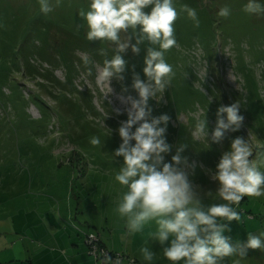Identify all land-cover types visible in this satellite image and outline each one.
I'll use <instances>...</instances> for the list:
<instances>
[{
    "label": "rangeland",
    "instance_id": "rangeland-1",
    "mask_svg": "<svg viewBox=\"0 0 264 264\" xmlns=\"http://www.w3.org/2000/svg\"><path fill=\"white\" fill-rule=\"evenodd\" d=\"M90 2L59 0L45 15L39 0H0V264H33L30 259L40 244L65 229L77 232L72 222L79 220L83 228L88 216L118 221L123 243L129 238L116 212L127 189L115 180L123 158L112 153L122 142L120 124L128 118L127 106L117 96L138 98L132 77L135 72L146 79L147 45L138 55L131 49L123 54L124 80L113 78V91L104 99L108 87L97 85V71L114 53L109 42L86 38L79 11H87ZM247 2L173 0L178 11L185 4L196 10L199 27L186 12L180 13L174 25L177 46L165 53L175 76L159 101H149L153 117H170L165 137L172 148L166 162L186 144L182 155L196 165L190 180L202 193L216 191L211 172L232 139L249 140L250 159L264 151V14L245 13ZM257 2L264 5V0ZM50 3L55 6L57 0ZM225 5L231 15L219 17ZM144 11L150 12L151 6ZM85 58L91 63L85 65ZM124 87L128 92L122 93ZM233 103L240 105L245 118L242 128L226 133L220 143L212 142L218 108ZM204 116L207 141L191 135ZM94 136L100 145L90 143ZM202 202L209 206L219 201L205 197ZM236 207L242 220L223 221L228 225L225 236L233 243L246 242L249 233L264 232V196L244 197ZM149 228L154 230V225ZM81 234L84 239V231ZM131 243L136 248L145 245L142 237ZM150 245L162 254L158 242L150 240ZM233 259L226 257L224 264ZM241 264H264V250L248 249Z\"/></svg>",
    "mask_w": 264,
    "mask_h": 264
},
{
    "label": "clouds",
    "instance_id": "clouds-1",
    "mask_svg": "<svg viewBox=\"0 0 264 264\" xmlns=\"http://www.w3.org/2000/svg\"><path fill=\"white\" fill-rule=\"evenodd\" d=\"M39 6L47 15L59 6V0L55 6L50 0H39ZM149 6L151 11L146 13L144 9ZM242 10L250 15H261L264 5L248 0ZM181 12H186L199 27L196 10L185 4L178 11L173 0H91L87 11H79L86 22L87 40L109 42L113 48L114 54L103 60L96 76L99 87H108L104 99L113 91L110 87L113 78L124 80L127 61L123 54L131 49L138 55L141 46L147 45L143 68L146 79L142 80L135 72L132 77L131 87L138 98L130 94L117 96L120 103L127 106L128 118L120 124L118 133L122 142L112 153L114 158H123L115 180L127 189L116 212L124 219L130 236L154 225L140 248L147 264H151L156 255L149 240L162 246L163 257L170 264H224L226 257L235 258L232 264H241L248 249L264 250V232L249 233L246 242L233 243L223 234L228 230L223 221L240 222L242 215L236 206L241 200L264 196V170H261L264 151L256 152L255 158L250 159L253 148L249 140L241 136L232 139L229 150L222 153L215 171L211 172L216 191L202 193L201 187L190 180V169L194 170L196 165L182 155L186 144H180L171 161L166 162L165 156L172 148L165 137L170 117L167 114L153 117L149 106L150 100L159 101L163 97L175 76L172 65L165 60V53L177 46L174 25ZM217 15L228 18L231 8L225 5ZM100 54L107 55L103 50ZM84 63L88 65L91 61L85 58ZM88 74H92L91 68ZM126 92L127 87L122 88V93ZM239 109L238 103L218 108L212 142L220 143L226 133L242 128L245 118L239 114ZM133 126H136L134 131ZM191 135L198 140H208L205 116L196 122ZM90 143L97 146L101 140L94 136ZM205 197L219 202L205 206L202 202ZM101 255L98 264H123L122 258L113 260L106 252Z\"/></svg>",
    "mask_w": 264,
    "mask_h": 264
},
{
    "label": "crops",
    "instance_id": "crops-1",
    "mask_svg": "<svg viewBox=\"0 0 264 264\" xmlns=\"http://www.w3.org/2000/svg\"><path fill=\"white\" fill-rule=\"evenodd\" d=\"M69 217V216H68ZM87 219L85 227L81 228L79 220L77 222H72L75 226L77 232L68 231L65 229L61 235H51V239L45 241V243L40 244V249L35 251L33 259H30L33 264H93V258L88 254L84 239L81 234V230L84 232H98L100 234L101 240L106 247L111 250H126L128 253L133 255L141 264H147L142 259L139 247H133L131 240L133 238H140L144 241L147 239V232L150 231L149 227H146L144 232L136 233L134 235H129L126 243H123L122 236L124 231L120 232V223L116 220H110L108 217H85ZM81 234V236H80ZM150 244V240L148 241ZM145 244V243H144ZM156 252L151 264H165L164 260L159 261L163 254ZM36 257V262H35Z\"/></svg>",
    "mask_w": 264,
    "mask_h": 264
},
{
    "label": "built area",
    "instance_id": "built-area-1",
    "mask_svg": "<svg viewBox=\"0 0 264 264\" xmlns=\"http://www.w3.org/2000/svg\"><path fill=\"white\" fill-rule=\"evenodd\" d=\"M84 242L88 254L93 258V264H98L102 253H108L113 260L122 258L123 264H139L138 260L124 250H111L106 247L98 232H84Z\"/></svg>",
    "mask_w": 264,
    "mask_h": 264
},
{
    "label": "trees",
    "instance_id": "trees-1",
    "mask_svg": "<svg viewBox=\"0 0 264 264\" xmlns=\"http://www.w3.org/2000/svg\"><path fill=\"white\" fill-rule=\"evenodd\" d=\"M104 244V243H103ZM115 251H117V250H115ZM124 251H126V250H124ZM127 252V251H126ZM128 253V252H127ZM130 254V253H129ZM131 255V254H130ZM133 256V255H132ZM139 262V261H138ZM139 264H141L140 262H139Z\"/></svg>",
    "mask_w": 264,
    "mask_h": 264
}]
</instances>
